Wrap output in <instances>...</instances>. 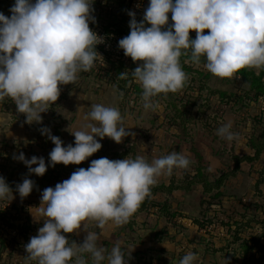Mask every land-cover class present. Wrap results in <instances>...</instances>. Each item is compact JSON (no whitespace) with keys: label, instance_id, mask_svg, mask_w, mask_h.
Returning a JSON list of instances; mask_svg holds the SVG:
<instances>
[{"label":"rangeland","instance_id":"374dc122","mask_svg":"<svg viewBox=\"0 0 264 264\" xmlns=\"http://www.w3.org/2000/svg\"><path fill=\"white\" fill-rule=\"evenodd\" d=\"M13 3L0 0V12L10 16ZM144 4L134 13L127 0H93L90 14L95 19L89 28L100 41L94 64L78 72L74 83L58 85V98L40 113V122L26 123L10 98L0 100V176L13 196L0 199V264H37L28 259L24 245L43 226L45 217L37 215V207H43L44 188L67 179L76 168L87 169L93 159L139 155L150 162L174 151L188 157V167L161 175L126 223L109 221L97 228L95 221H86L90 231L100 233L98 246L110 251L118 242L130 249L127 264H179L189 251L197 256L194 264H264V68H241L231 78H220L206 71L203 62L185 63L189 57L182 55L181 67L188 76L184 87L159 94L154 98L159 107L145 110L142 89L131 76L139 61L118 47L130 31L128 12L138 22ZM114 25L124 32L112 31ZM92 104L117 107L125 130L134 135L120 143L95 137L101 148L80 164L48 166L54 144L40 129L49 128L62 146L74 143L70 132L79 130ZM228 120L237 134L232 141L216 134ZM21 152L25 159L43 157L45 173H29L28 166L13 158ZM25 177L34 186L21 198L15 186ZM83 224L63 233L69 244L83 241L88 231ZM85 259L91 264L86 254Z\"/></svg>","mask_w":264,"mask_h":264},{"label":"clouds","instance_id":"9594fccd","mask_svg":"<svg viewBox=\"0 0 264 264\" xmlns=\"http://www.w3.org/2000/svg\"><path fill=\"white\" fill-rule=\"evenodd\" d=\"M92 2L14 0L10 16L0 12V100L10 98L16 111L25 114L26 123L42 120L40 113L58 98V85L74 83L78 72L92 68L97 53L94 45L100 42L89 28V21L95 19L90 14ZM128 15L132 17L130 31L118 40V47L133 62L139 61L131 76L142 89L145 110L159 107L154 99L159 94L184 87L188 76L181 67L182 55L189 57L185 63L200 66L203 62L206 71L220 78H231L241 68H264V0H149L140 22L133 12ZM190 30L195 31V38H190ZM120 75L123 78L126 73ZM122 121L117 107L92 104L79 130L70 132L74 143L64 146L49 128L42 127L41 134L54 144L48 166L80 164L101 148L95 137L107 136L120 143L123 137L134 135ZM231 129L228 120L216 134L232 141L237 134ZM13 158L28 166L29 173L39 176L46 171L43 157L25 159L21 152ZM189 163L185 154L174 151L150 162L139 155L114 160L101 157L91 160L87 169L76 168L67 179L42 190L43 207H37V215L45 219L24 245L28 259L37 264H69L70 260L87 264L86 254L91 264H127L130 249L118 242L110 251L98 246L100 233L90 231L86 221H95L97 228L109 221L117 226L126 223L161 175L185 169ZM33 186L34 181L25 177L15 188L24 198ZM12 198V189L0 176V199ZM81 222L87 235L81 243L69 244L63 233L80 229ZM196 260V254L189 251L179 264Z\"/></svg>","mask_w":264,"mask_h":264},{"label":"built area","instance_id":"2783aa9c","mask_svg":"<svg viewBox=\"0 0 264 264\" xmlns=\"http://www.w3.org/2000/svg\"><path fill=\"white\" fill-rule=\"evenodd\" d=\"M130 2V7L133 9V12L136 13L140 10V8L143 6L144 2V10L147 8L149 0H127V2Z\"/></svg>","mask_w":264,"mask_h":264},{"label":"trees","instance_id":"16d2710c","mask_svg":"<svg viewBox=\"0 0 264 264\" xmlns=\"http://www.w3.org/2000/svg\"><path fill=\"white\" fill-rule=\"evenodd\" d=\"M141 21V20H140ZM140 21H138V22H140ZM170 22H172V21H170ZM147 26V25H146ZM114 29H118L120 32H124L122 29H121V27L120 26H118V25H114L113 26V29H112V31H114ZM207 29H205L204 30V32L205 33H207ZM126 35H128V32H127V34ZM189 36L191 37V38H194L193 36H195V31L194 30H190V32H189ZM94 48H95V51H96V47H95V45H94ZM264 71H262V73H263ZM258 78H260V76H258Z\"/></svg>","mask_w":264,"mask_h":264}]
</instances>
